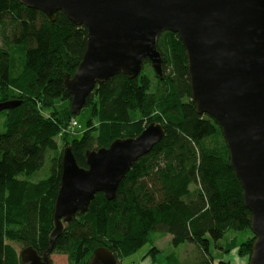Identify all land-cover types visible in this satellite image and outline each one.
Wrapping results in <instances>:
<instances>
[{
	"label": "trees",
	"instance_id": "trees-1",
	"mask_svg": "<svg viewBox=\"0 0 264 264\" xmlns=\"http://www.w3.org/2000/svg\"><path fill=\"white\" fill-rule=\"evenodd\" d=\"M87 34L85 26L75 25L63 12L53 22L19 0H0V104L21 102L0 112V264H22L19 247L39 253L49 249L64 150L50 161L49 177L31 178L44 169L48 153L57 152L56 135L76 118L65 78L73 77L83 59ZM157 49L164 76L153 69L155 89L143 74L133 79L119 74L97 84L85 106L93 112L88 130L65 145L87 169L88 152L137 137L152 123L165 133L132 165L114 199L98 193L87 212L64 224L54 253L66 255L69 264H88L101 247L122 261L159 234L170 235L175 247L189 243L198 250L190 261L171 254L169 264H215L211 244L230 231L250 236L239 245V253L250 259L253 215L245 206L221 126L196 111L179 36L162 33ZM40 99L51 118L37 106ZM93 133L96 144L89 138ZM150 253L156 256L159 249Z\"/></svg>",
	"mask_w": 264,
	"mask_h": 264
},
{
	"label": "water",
	"instance_id": "water-1",
	"mask_svg": "<svg viewBox=\"0 0 264 264\" xmlns=\"http://www.w3.org/2000/svg\"><path fill=\"white\" fill-rule=\"evenodd\" d=\"M53 22L63 12L85 26L87 48L73 77L65 78L71 109L79 115L97 84L123 74L137 77L146 60L163 78L158 37L170 31L182 41L188 62L192 99L199 115L221 126L230 164L252 212L255 236L249 264H264V0H19ZM21 102L0 104V112ZM160 124L139 136L115 140L87 153L81 168L72 149L63 153V174L55 203L56 228L43 261L33 248L24 264H51L57 238L78 212H87L98 193L114 199L132 165L164 138ZM29 254L32 257H29ZM88 264H122L106 247Z\"/></svg>",
	"mask_w": 264,
	"mask_h": 264
},
{
	"label": "rangeland",
	"instance_id": "rangeland-1",
	"mask_svg": "<svg viewBox=\"0 0 264 264\" xmlns=\"http://www.w3.org/2000/svg\"><path fill=\"white\" fill-rule=\"evenodd\" d=\"M153 71L154 70H153L151 63H150V66L148 64L147 65L143 64L142 71L140 73L150 78L151 83H152V90L155 89L156 84H157ZM43 99L38 100L37 106L40 105V107L43 109L44 113L46 114V115L44 114L46 118H51L52 115H50V109L49 108L47 109V107L42 106ZM58 105L62 107L61 103ZM44 108H46L47 110H44ZM92 114L93 112H91V108L84 107L79 115H75L76 118H74V120L71 121V124L69 126L62 128V131L59 132L54 139L55 142L57 143V148H58L57 152L48 153L46 157V161H45L46 163H45L44 169L32 177V182H38L44 179V176H46V173L50 167L49 163L53 159V157L59 156L61 151L65 150V148L68 147L65 145L72 144L73 141H75V139H80L86 133V131L88 130V127H87L89 124L88 122H90L91 118L93 117ZM93 124H94V127H96L98 125L97 120H93ZM65 134H67V136H65ZM96 135H97L96 133H93V135L89 136L93 144L98 143V140L96 139ZM230 232H231L230 234L231 238L226 237L225 240H223L224 239L223 238L222 240H219L217 242H212L211 248H210L212 255L214 256L220 255L219 248L221 247L222 244H225L227 241H228L227 243H231L233 239L234 240L236 239L237 243H239L240 241H241L240 243H242L243 241H245V239L250 237L248 234L237 233L235 231H230ZM153 246L159 249V253L156 256H153L150 253L151 248ZM24 249H25L24 247H19L20 252ZM226 249L227 247H225V249H222L224 253H226V251L228 250ZM221 253L223 254L222 251ZM171 254H175L179 256L180 260L182 261H190V260H194L197 257L198 250L193 244H189V243L181 245L179 247H175L172 245V237L170 235L159 234L155 238L154 243L147 245L146 247L142 248L139 252H137L136 255L125 258L121 262L122 264L123 263L124 264H169V256ZM239 255L242 256L240 253ZM214 256L212 257L214 258ZM242 257L247 258V256H242ZM52 259H53L54 264H69V259L66 255L56 253L52 256ZM214 263L221 264L220 261H217L215 259H214ZM224 263H228V262H224ZM228 264H231V263L229 262Z\"/></svg>",
	"mask_w": 264,
	"mask_h": 264
},
{
	"label": "crops",
	"instance_id": "crops-1",
	"mask_svg": "<svg viewBox=\"0 0 264 264\" xmlns=\"http://www.w3.org/2000/svg\"><path fill=\"white\" fill-rule=\"evenodd\" d=\"M230 234L231 232H228L223 240H225L226 237L231 238ZM227 242L225 244H222L221 247L219 248L220 255H216V256L212 255L214 256V259L220 262H228V263L230 262L231 264H248L247 258L239 255V245L241 244L240 243L241 241L237 243L236 239L235 240L233 239L231 243H227ZM225 247L229 249V252L226 251V253H224L222 249H225ZM221 251L223 252V254L221 253Z\"/></svg>",
	"mask_w": 264,
	"mask_h": 264
},
{
	"label": "flooded vegetation",
	"instance_id": "flooded-vegetation-1",
	"mask_svg": "<svg viewBox=\"0 0 264 264\" xmlns=\"http://www.w3.org/2000/svg\"><path fill=\"white\" fill-rule=\"evenodd\" d=\"M62 166H63V158H62ZM30 248H31V247H30ZM24 250H25V249H24ZM24 250H22V251L20 252V257H21L22 264H24V262H23V256H22ZM33 250H35V249H33ZM35 251H36V253L39 255V257L41 258V260L43 261V256H44V254H45L46 251L43 252V253H39L37 250H35ZM54 254H56V253H54V250H53L52 253H51L50 256H49V262H50L51 264H54V263H53V259H52V256H53ZM29 257H32V255L29 254Z\"/></svg>",
	"mask_w": 264,
	"mask_h": 264
},
{
	"label": "bare ground",
	"instance_id": "bare-ground-1",
	"mask_svg": "<svg viewBox=\"0 0 264 264\" xmlns=\"http://www.w3.org/2000/svg\"><path fill=\"white\" fill-rule=\"evenodd\" d=\"M138 76H139V75H138ZM17 108H18V107H17ZM45 115H46V114H45ZM45 115H44V116H45ZM50 174H51V171H50V170H48V171H47V173H46V176H44V178H45V177H49V176H50ZM31 181H32V178H31ZM147 245H150V243H149V244H147ZM147 245H145L144 247H146ZM154 247H155V246H153L152 248H154ZM152 248H151V249H152ZM155 248H156V247H155ZM157 254H158V253H157ZM247 261H249V262H250V259H249V258H247ZM249 262H248V264H249Z\"/></svg>",
	"mask_w": 264,
	"mask_h": 264
}]
</instances>
